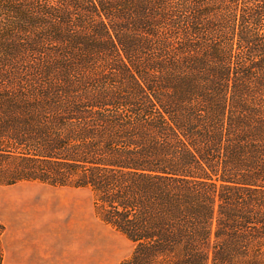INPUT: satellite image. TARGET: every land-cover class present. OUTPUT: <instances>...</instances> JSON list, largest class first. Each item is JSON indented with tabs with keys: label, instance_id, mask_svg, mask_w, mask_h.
I'll list each match as a JSON object with an SVG mask.
<instances>
[{
	"label": "trees",
	"instance_id": "16d2710c",
	"mask_svg": "<svg viewBox=\"0 0 264 264\" xmlns=\"http://www.w3.org/2000/svg\"><path fill=\"white\" fill-rule=\"evenodd\" d=\"M22 182L89 189L120 264H264V0H0Z\"/></svg>",
	"mask_w": 264,
	"mask_h": 264
},
{
	"label": "rangeland",
	"instance_id": "374dc122",
	"mask_svg": "<svg viewBox=\"0 0 264 264\" xmlns=\"http://www.w3.org/2000/svg\"><path fill=\"white\" fill-rule=\"evenodd\" d=\"M22 194L27 195L29 199L36 196L48 201L47 208L58 213L63 212L66 220L71 219L75 223L70 232L74 236L73 243L70 244V250L67 249V255L63 259L59 258V263L63 261V264H120L131 256L134 245L120 232L103 223L97 217L96 211H93V193L53 187L39 182H22L13 187L0 186L1 220L8 219L12 215L11 211L19 210L25 205V200H18V196ZM3 251L2 264L5 260L4 247Z\"/></svg>",
	"mask_w": 264,
	"mask_h": 264
},
{
	"label": "crops",
	"instance_id": "0c3cea01",
	"mask_svg": "<svg viewBox=\"0 0 264 264\" xmlns=\"http://www.w3.org/2000/svg\"><path fill=\"white\" fill-rule=\"evenodd\" d=\"M17 185L19 184L13 186ZM76 190H85L92 194L89 189ZM92 197L95 212L93 194ZM18 200H25V205L19 210L11 211L12 215L8 219H0L6 227L2 242L5 250L4 264H63V261L59 263V258L63 259L67 255V249L70 250V244L74 240L70 233L71 226L74 227L75 223L71 219L66 220L63 212L58 213L47 208L48 201L42 198L31 196L29 199L22 194L18 196Z\"/></svg>",
	"mask_w": 264,
	"mask_h": 264
}]
</instances>
